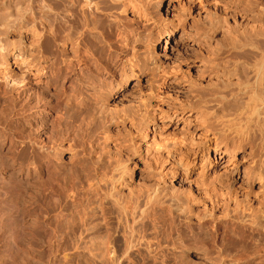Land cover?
Listing matches in <instances>:
<instances>
[{"label": "bare ground", "instance_id": "6f19581e", "mask_svg": "<svg viewBox=\"0 0 264 264\" xmlns=\"http://www.w3.org/2000/svg\"><path fill=\"white\" fill-rule=\"evenodd\" d=\"M100 1L0 0V174H9L0 177V243L4 234L31 238L40 264L59 252L68 258L70 245L72 255L99 253L105 264H147L162 243L143 241L146 228L162 232L158 214L167 207L183 225L215 227L200 260L178 264H264V0L184 1L176 20L168 17L176 2L170 0L166 43L190 21L195 30L186 68L144 50L149 35L142 27L155 22L151 7L165 0ZM119 70L116 84L104 79ZM131 79L134 86L144 81L146 90L128 92ZM120 97L128 99L124 109L113 105ZM78 118L103 125L109 161L132 147L151 183L134 189L125 180L130 166H120L119 157L104 177L96 167L86 175L77 166L68 178L64 156L75 163L87 157L72 137ZM25 171L26 181H17ZM81 194L102 196L108 206V237L103 249L95 245L97 254L85 235L98 227L88 224L93 208L84 209L77 240L67 224L68 207Z\"/></svg>", "mask_w": 264, "mask_h": 264}, {"label": "rangeland", "instance_id": "374dc122", "mask_svg": "<svg viewBox=\"0 0 264 264\" xmlns=\"http://www.w3.org/2000/svg\"><path fill=\"white\" fill-rule=\"evenodd\" d=\"M175 1L177 3L175 2V3H173L172 6H170L171 13H168V17L170 19H172L171 17H173V16H175V18L177 19L180 16L179 14L181 12L180 9L182 8V4L184 3V1L187 2L189 0H179V1L175 0ZM102 2L104 3V1H102ZM106 2H108V1L106 0L105 3ZM181 2H183V3H181ZM105 3H104V5H105ZM106 5H108V3ZM168 5H170V0H165V2L163 4H161L160 7H157L156 4H154L152 6L153 7V11H152V7H151V16H152V18L154 17L152 20L155 21V22L152 21L153 22L152 25H151L152 22L150 24L148 23L149 25H151L149 27H148V25H145V27H142V30H143L142 33L144 35L146 34L145 36L149 35V40H148V43L145 44L147 46L144 47V50H145V52L147 54L151 51L150 53H153L157 57V59H159L160 62H163V61H165L167 59V62H169V63L170 62L171 63L175 62L174 64H176V65H178L180 63V66L182 65L181 66L182 68H186V65L190 61H192V57L189 56V57H187L189 59H183V55H185V54L189 55V54H187V52L189 53L190 51L193 54H195V51H196L195 49L196 48H195L194 43H193V35L195 33V32L193 33V31H195V30L192 27V24H190V23H192L190 21V23L188 22L187 25L184 26L185 29L182 26L178 27V30H177V32L175 34L176 36H174L172 39H169L168 42L166 43V41H167V38L165 36L166 27H165V25L163 23V17H164V15L166 16V14H167L165 11H166ZM154 6H156V7H154ZM179 6H181V8ZM154 8H156V9H154ZM123 16H124L125 19H127V20H125V19L124 20L127 21L129 24H131L130 26L134 25V22H132V21H134L133 20L134 18L133 19L131 18L132 15L126 14V15H122L121 17H123ZM175 18L173 17L174 20H176ZM190 27H192V28L190 29ZM132 28H135V26H133ZM188 29H190V30H188ZM144 30H146V31H144ZM189 31H192V32H189ZM188 36H190V37L192 36L190 38V40L186 39V37H188ZM115 39L116 38H114L113 40L115 41ZM181 39L183 40V42H182ZM141 48L143 49V47H141ZM147 51H149V52H147ZM145 52H143V54ZM193 73H194V71L190 70L189 74L192 75V77L193 76L195 77V75ZM120 75H121V71L120 70L117 72L116 77H113V78L108 76V75H106V72H105L104 79H106L107 82H112L113 84H116V82H118L120 80ZM135 83H136V81L134 79H131L128 82V84H127L128 92L132 91V88L136 89L138 86H140V90L141 91L138 90V91H136L135 94L139 95L140 92L143 93L146 90L147 85L144 84V81L143 82L141 81L138 86H134ZM120 100H121V102H120ZM124 101H128V99L121 98V97L117 98V99H115V102H114L113 105L117 106L118 109H124L126 107L124 105L128 104L127 102H124ZM122 103L123 104L125 103V104L123 105ZM121 105H122V107H121ZM91 120L90 121L93 124L91 122H90L91 124L90 123L88 124L89 120L87 122H85V123L81 122V120L79 118H78V120H76V123H75L76 126L74 125L75 128L73 127L72 137L74 136L76 138V141L78 143H80V145H82L83 147L85 146L84 148H86V150H87V152H86V156L87 157H86V159H84V161L82 160V162H80V163H75L74 160H70L69 155L66 154L64 156V158H65L64 160L67 162V164L65 163V165L63 166L64 173L68 176V178H73V177H76L77 174H78V173H76L77 169H75V168H77V166H79L78 168H80V169L82 168L84 170V173H82V174H86V173L89 174L91 172L93 173L94 172L93 170L96 167V168L100 169V172H98L97 174L99 176L104 177V176H106L108 174V172H109L108 169L112 170L111 168H113V167H111V166L114 165V166L117 167L118 164L120 165V163H121V165H122V163L126 161L127 164L123 163V165L130 166L129 167L130 171H129V175L125 176V178H126L125 180H127V182L130 183V185H133V188L135 186L134 189H137L139 187L137 190H142V189L144 190L146 188V186H147V183L148 184L151 183V179L148 178L149 176L147 174V171L143 167L144 163L142 161L140 162L138 156L134 152H132V150H133L132 147H130V148H129V146H128V148L125 147L121 151L122 153L119 152L120 156H116L115 159H113L112 161L110 160L111 161L110 162L108 160V158H109L108 156L109 155H106V154H108V153H106L107 152L106 150H107V145L109 144V142L105 141L106 140L105 136L102 137L104 135L103 134L104 130L102 129L103 125L100 124L101 127L100 126L98 127L99 124L96 123V121H93V119H91ZM118 130H119V128L113 127L111 129V131L113 132L112 136L114 135V137H116V138L119 137L120 132H118ZM42 137H44V136H42ZM81 142H82V144H81ZM95 143H96V145H95ZM211 155H214V154L212 153ZM97 157L99 159H97ZM118 157H119V160L121 159L120 161L118 159H116ZM94 158L97 159L98 161L95 160ZM115 160L119 161V163L117 165L114 162ZM113 162H114V164H113ZM111 163H112V165H111ZM78 164H80V165H78ZM77 171H79V170H77ZM104 172H107V174L104 173ZM26 174H27V171H25L22 176H19L17 178L18 179L17 181H19L21 183H24L26 181V179H27ZM104 174H106V175H104ZM8 175L9 174L3 173V174H0V177L4 178L5 180H7ZM174 184L177 186V182L174 183ZM144 185H145V187H144ZM142 186H143V188H142ZM91 195L90 196L88 195L87 198L86 197H82V194H81V197L79 195L80 199L78 198L76 203H74L73 205L68 207V210H67V224H68L69 229L72 230L71 237L73 238V240H77L79 238L80 224H81V221L83 219L82 216H83L84 209L85 210L86 209L90 210V209L93 208V210L95 211V213H93L94 217L93 216H92L93 218L91 217L92 222H88V224H90L89 225L90 228L95 227V225L97 227V224H98V227H97V229H95V231L94 230L93 231L90 230L89 232H86L85 235L87 236L86 237V241H87L88 248L89 249L91 247L93 248V246L97 245V243L100 242L99 243L100 245H102L101 243H103V246H100V245L98 246L97 245L98 250H100L99 247L100 248L102 247V249H103L104 243H105V241L107 240V237H108V235H106V233H107L106 227L104 228V225H103L104 222L106 221L104 219H107V216L106 217H104V216L107 213L108 206H106V204L103 203L104 200H103V202H102V200L98 201L101 198H103L102 196L100 198V196L97 195V194H94V196H93V194H91ZM85 199H87V200H85ZM99 204H101V205H99ZM103 207L105 208V210L102 212ZM10 210H12L13 212H11ZM10 210L4 212L5 213L4 214V216H5L4 220H7L14 213L13 209H10ZM169 210H170L169 208L165 207L163 209V211L162 212L160 211L159 212L160 214H158L159 216L161 215L160 217L158 216L159 217L158 218L159 219L158 223L160 225L157 223V227L156 228H158V225H159V227H162V228L161 229L158 228V231L159 232L162 231V232L156 233L157 229H156V231L154 229H153L154 231H152L151 230L152 228L151 229L149 228L148 230L146 228V232L145 233L147 235L145 233H143V234H145L144 237H146V236L148 237V238L147 237L144 238L145 240H143V241H146L148 239L147 242H149V240H152L150 242L155 245L154 247H156L158 245L162 246L161 247L162 251L160 250L159 251L160 253L158 252L159 255H157L156 259H153L151 257V258H148V261H145V262H149L147 264H178V262L180 260L182 261V259H185V257L186 258L188 257L187 260L191 259L189 261H192V260L194 261L195 260L194 262H198L200 260V258H201V253H200L201 249L203 251V249H206V248L208 249L209 248V245H207V244H209V241H210V238H211V237H209V236H211L210 232L213 231L214 228H215L214 224H210V226L212 228L214 227L213 229L210 228V226L202 225V223L199 225L200 222L198 223L197 221H196L197 223H195V221H193L194 223L189 224L188 226H186L185 224L183 225L182 222H180V220L173 213H171V210L170 211ZM100 211H101V213H100ZM102 213L103 214L105 213V214L102 216ZM216 213H217L216 215H219V216L221 215V214H219V213H221V211H219V212L216 211ZM19 217L20 218H16L15 221L18 222L19 220H21V216H19ZM115 217H116V215H115ZM5 218H7V219H5ZM52 218H53V216L51 217V219ZM101 218H103V219H101ZM22 219H23V217H22ZM24 220L29 221V222H27V224H28L27 226L28 227L23 228V230H22L23 233H24L25 229H27L26 230L27 232L32 230L31 226L33 225V223H35L34 217L33 218L31 217L29 220L28 219H24ZM52 220H54V218ZM102 220H104V221L102 222ZM30 224H31V226H30ZM111 225L113 226L114 231L116 230V232H114V235L117 236L118 235L117 232L118 231L119 232L122 231V230H120V227L118 226L119 224L117 223V220H116V223L113 221ZM139 225L135 226V228H137ZM196 225H198V226H196ZM100 227H101V229H100ZM206 227H208V228H206ZM139 228H140V226H139ZM28 229H30V230H28ZM98 230H100V231H98ZM82 231H83V229H82ZM220 231H221V229H220ZM95 232H97V233H95ZM153 233L156 234V235H154ZM97 234H99V236ZM121 234L122 233H120L119 235H121ZM150 234L151 235L153 234V237L150 238V236H151ZM7 235L9 237L11 234L10 235L9 234H4L2 236V240H1L2 242L0 243V264H40L41 263L40 260H39L40 259L39 256L37 258V256L31 250V247H32V245L34 243V242H31V241H33L31 238H29V237L27 238L26 237L27 235H25L24 238L26 237L28 241L24 242L26 240V238H25L24 241H20L21 238H19V237L15 238V236H16V233H15V234H12L10 236V239H8L9 241H7V245L3 247V245L6 244L5 243V239L7 238ZM154 238H155V243H154ZM158 238H160L162 240H159ZM156 240H158L157 244L159 242H161L162 244L159 243L158 245H156ZM102 241H104V242H102ZM79 244H80V242H79ZM144 244H146V242ZM204 244L207 247H205ZM83 246H84L83 243H82V245L80 244V247H83ZM202 246L205 247V248H203ZM97 247L95 246V249ZM71 248H72V245L69 246V250L66 252L67 255H68V258H66V256L63 257V255H65V254H63V252H59L57 254H51L50 255L51 257H49V256H48V258L46 257V262L43 263V264H46V263L49 264V262H50V264H52V263L53 264H55V263L56 264H97V263L98 264H105V263L102 262L103 257L101 255H99V253L98 254L96 253V252H98L97 249H96L95 253L99 256V258L98 257L97 258L94 257V254L93 255H84L83 253L82 254L79 253V255L74 256V255L71 254L74 251ZM158 248H159V246H158ZM5 249H7V251ZM181 249H183V250H181ZM199 249H200V251H199ZM80 251H82V250H80ZM180 251L183 252L182 254H184V255H182ZM161 252H164L165 254L161 253ZM160 255H162V256H160ZM164 255H166L165 259H163ZM100 256L102 258H100ZM64 258H65V261L63 260ZM121 264H129V263L128 262L127 263L126 262L125 263L121 262Z\"/></svg>", "mask_w": 264, "mask_h": 264}]
</instances>
